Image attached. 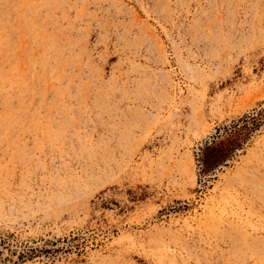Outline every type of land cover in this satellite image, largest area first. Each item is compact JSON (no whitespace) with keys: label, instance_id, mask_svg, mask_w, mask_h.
<instances>
[{"label":"rangeland","instance_id":"1","mask_svg":"<svg viewBox=\"0 0 264 264\" xmlns=\"http://www.w3.org/2000/svg\"><path fill=\"white\" fill-rule=\"evenodd\" d=\"M0 264H264V0H0Z\"/></svg>","mask_w":264,"mask_h":264}]
</instances>
